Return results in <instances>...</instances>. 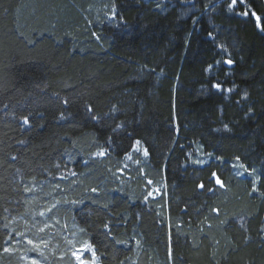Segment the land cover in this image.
Returning <instances> with one entry per match:
<instances>
[{"label":"trees","instance_id":"trees-1","mask_svg":"<svg viewBox=\"0 0 264 264\" xmlns=\"http://www.w3.org/2000/svg\"><path fill=\"white\" fill-rule=\"evenodd\" d=\"M89 1L0 0V244L36 180L101 264H264V0ZM138 146L167 214L118 185Z\"/></svg>","mask_w":264,"mask_h":264},{"label":"rangeland","instance_id":"rangeland-1","mask_svg":"<svg viewBox=\"0 0 264 264\" xmlns=\"http://www.w3.org/2000/svg\"><path fill=\"white\" fill-rule=\"evenodd\" d=\"M158 1V0H152ZM173 2V0H169ZM88 6L91 15L86 16L88 24L100 20L114 19L112 0H90ZM194 8H190L192 11ZM191 159L195 164L209 161L202 152L196 151ZM143 155L141 147L132 154L133 161L126 167H115L118 185L127 183L130 176H134L133 188L138 189L141 195H148L155 200L161 212L167 214L166 201L169 188L165 179L153 178V175L141 160V169L130 173L131 163ZM238 162V161H237ZM237 174L248 183L249 190L256 193L257 179L251 171H247L240 163L236 164ZM246 180V181H245ZM28 210L27 214L12 220L9 236L0 244V264H101L95 248L90 244L83 230L73 221L63 218L74 198L59 193L54 184H45L36 180L28 183ZM134 189V190H135ZM59 191V192H57ZM160 207V208H159ZM143 249L139 239H136L131 261L140 262Z\"/></svg>","mask_w":264,"mask_h":264}]
</instances>
